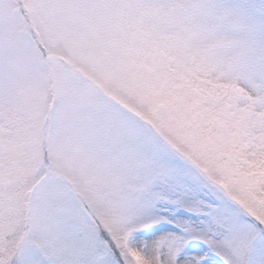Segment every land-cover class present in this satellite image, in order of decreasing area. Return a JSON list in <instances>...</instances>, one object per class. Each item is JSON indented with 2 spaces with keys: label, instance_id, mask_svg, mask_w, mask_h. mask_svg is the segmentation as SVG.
<instances>
[{
  "label": "snow or ice",
  "instance_id": "obj_1",
  "mask_svg": "<svg viewBox=\"0 0 264 264\" xmlns=\"http://www.w3.org/2000/svg\"><path fill=\"white\" fill-rule=\"evenodd\" d=\"M0 264H264V0H0Z\"/></svg>",
  "mask_w": 264,
  "mask_h": 264
}]
</instances>
